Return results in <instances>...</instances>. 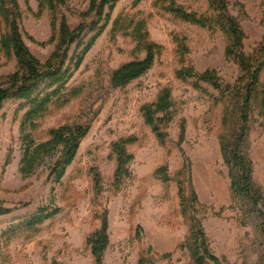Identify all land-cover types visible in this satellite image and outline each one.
<instances>
[{
	"label": "rangeland",
	"instance_id": "1",
	"mask_svg": "<svg viewBox=\"0 0 264 264\" xmlns=\"http://www.w3.org/2000/svg\"><path fill=\"white\" fill-rule=\"evenodd\" d=\"M39 1L17 3L24 44L40 63L57 59L62 19L71 31L87 26L84 42L95 34L89 0H64L55 11ZM159 1L115 4L64 88L68 102L51 106L35 126L24 124L19 101L2 104L0 264H94L86 241L104 214L109 244L102 264H264V206L254 207L231 187L221 150L222 139L228 142L237 132L239 102L197 77L214 71L222 84L236 82L240 70L228 57L230 36L215 24L181 20L168 10L169 2ZM172 1L173 9L196 21L217 15L208 0ZM226 1L244 32V52L252 56L264 39V0ZM140 23L144 30L134 31ZM147 43L159 49L152 67L125 87H112L113 71L144 58ZM73 51L74 46L69 55ZM186 68L193 75L183 78ZM16 71L14 56L0 48V89ZM164 88L171 92L174 114L160 143L141 108ZM263 88L264 69L245 146L264 203ZM76 126L86 128V135L58 177L63 149L51 132ZM127 137L136 139L127 146L130 177L116 189L111 144ZM40 213L49 216L35 222Z\"/></svg>",
	"mask_w": 264,
	"mask_h": 264
},
{
	"label": "trees",
	"instance_id": "2",
	"mask_svg": "<svg viewBox=\"0 0 264 264\" xmlns=\"http://www.w3.org/2000/svg\"><path fill=\"white\" fill-rule=\"evenodd\" d=\"M119 0H89V11L94 13L97 19L92 25L91 31L95 34L84 42V32L86 25H80L71 31L65 20H61L59 25V55L56 60H51L45 64L40 63L27 49L24 44L20 29L21 13L17 0H0V48L7 54L14 56L17 64V71L9 78L5 88L0 89V109L2 104L8 99L19 101L20 110L24 113V124L35 126L36 121L44 116L51 106L61 107L69 100L64 93V88L71 79L72 74L82 63L84 55L89 51L95 39L103 32L110 20V13ZM159 1V0H158ZM169 2L168 10L181 20L197 22L207 25V22L223 29L230 36V45L227 48L228 57L232 58L239 66L240 74L233 85L222 84L214 71H205L198 74V79L213 86L220 92H227L229 96L237 98L239 102L238 129L232 139L225 142L222 139V155L229 168L231 187L235 192L246 197L254 207L263 203V198L259 188L252 179L253 166L250 158L245 152L246 140L249 132V117L252 100L255 98L260 86V74L264 69V39L259 45L256 53L252 56L245 54L243 40L245 38L239 23L228 13L226 0H208L210 8L217 15L214 19L196 21L194 16L182 12L181 9H173L172 0H162ZM160 2V1H159ZM64 0H40L41 8L47 7L55 11ZM208 20V21H207ZM101 23V25H99ZM119 21H116L117 25ZM144 30V24L135 26L134 31ZM74 46L71 55L69 52ZM151 43L146 44L145 56L142 59L128 61L116 70L111 76V84L114 88H122L133 80L144 75L154 62L155 52L159 51ZM183 78L192 76L189 68L182 70ZM264 97V88L262 89ZM262 97V103L264 98ZM173 101L169 89H162L155 102L144 105L141 112L144 121L149 125L160 143H165L167 139V128L172 121L174 114ZM87 129L81 126L73 128H62L51 132L52 140L62 144V153L56 165V176L60 177L64 168L73 160L81 139L86 135ZM136 141L134 137L120 138L111 144V153L116 159V169L114 173V186L116 189L130 177L129 163L133 160L132 154L127 151V146ZM96 190L99 189L100 178L94 177ZM193 201L196 198L193 196ZM41 212L38 211V213ZM3 213H9L4 210ZM49 215L34 216L35 222H41ZM101 225L93 234L87 238L94 258V264H102L103 253L109 244L107 215L100 219ZM264 224V220H263ZM264 235V226L262 227Z\"/></svg>",
	"mask_w": 264,
	"mask_h": 264
}]
</instances>
